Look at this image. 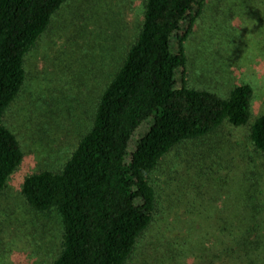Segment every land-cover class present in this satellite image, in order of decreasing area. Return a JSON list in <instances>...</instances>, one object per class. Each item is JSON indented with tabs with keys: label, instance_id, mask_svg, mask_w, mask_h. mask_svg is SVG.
I'll return each instance as SVG.
<instances>
[{
	"label": "trees",
	"instance_id": "obj_1",
	"mask_svg": "<svg viewBox=\"0 0 264 264\" xmlns=\"http://www.w3.org/2000/svg\"><path fill=\"white\" fill-rule=\"evenodd\" d=\"M65 1L0 0V193L23 159L15 132L4 124L5 111L25 83L24 56ZM204 2L142 0L141 20L128 35L118 19L111 45L117 55H106L112 62L115 57V68L99 93L89 128L59 170L41 169L23 178L20 192L30 208L55 212L60 219V250L50 264H128L158 221L150 174L178 145H196L226 122L249 125L251 150L264 156V110L251 120L254 85L241 81L222 95L187 82L185 42ZM174 34L176 52L170 46ZM146 122L148 129L129 150L132 135ZM221 149L217 141L204 150L211 161L196 172L204 187L219 176ZM253 163L244 179L234 171L227 175L230 189L240 188L235 195L243 202L241 215L252 211L222 224L227 230L230 221L240 223L226 235L224 251L228 257L237 254L233 260L243 255L245 264H254L257 256L264 261L263 238L252 239L251 233L264 225V162L261 167ZM201 213L199 208L195 215Z\"/></svg>",
	"mask_w": 264,
	"mask_h": 264
},
{
	"label": "rangeland",
	"instance_id": "obj_2",
	"mask_svg": "<svg viewBox=\"0 0 264 264\" xmlns=\"http://www.w3.org/2000/svg\"><path fill=\"white\" fill-rule=\"evenodd\" d=\"M141 15L142 0H67L24 56L25 83L3 117L20 142L23 159L0 193V264H50L58 255L59 216L30 208L20 192L23 178L41 169L61 168L89 128L99 93L115 68V57L112 62L106 55L116 54L111 45L118 19L128 35L134 33ZM170 46L177 51V34ZM185 50L189 85L227 95L234 84L249 82L255 88L251 120L264 110V0H205ZM149 124L135 131L129 150ZM248 134L249 125L225 122L213 134L194 141L196 145H178L165 156L150 174L158 221L128 264H245L243 255L233 260L237 254L228 257L224 251L226 235L240 223L230 221L227 230L222 224L252 211L247 208L241 215L243 202L235 195L240 188L230 189L233 183L227 177L234 171L244 179L245 168L264 162V156L252 152ZM217 141H222L224 160L215 184L204 187L196 172L210 163L204 150ZM199 208L202 213L196 216ZM262 228L251 233L252 239L257 234L263 238L264 249ZM260 258L254 264H264Z\"/></svg>",
	"mask_w": 264,
	"mask_h": 264
}]
</instances>
